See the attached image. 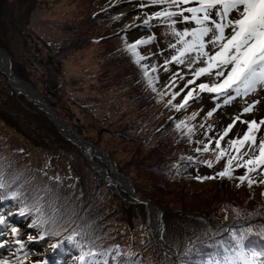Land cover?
<instances>
[{
  "label": "rangeland",
  "instance_id": "1",
  "mask_svg": "<svg viewBox=\"0 0 264 264\" xmlns=\"http://www.w3.org/2000/svg\"><path fill=\"white\" fill-rule=\"evenodd\" d=\"M164 7L151 0H0V51L8 64L0 65V195L6 190L11 198L7 207L0 205V232L10 245L0 250V260L44 264L48 240L73 230L84 247L99 249L90 254L97 264L223 262L240 251L234 237L241 236L245 252H264V236L255 234L264 230V166L248 174L251 186L248 178L241 182L246 169L238 164L249 146L237 153L229 144L246 133L242 121L264 120L262 89L225 104L224 95L198 88L211 85L214 75L185 87L196 64L166 63L175 54L169 47L175 37L171 21L155 16ZM173 19L177 31L195 26ZM150 37L137 48L145 59L135 63L127 45ZM10 74L27 82L57 117L17 90ZM193 89L187 105L175 111ZM249 105L253 110L245 113ZM181 121L185 126L178 129ZM261 138L264 125L257 145ZM217 140L225 152L219 160ZM230 157H236L231 178L219 177ZM67 211L73 212L69 219ZM18 213L24 215L18 219ZM41 213L56 223L34 224ZM16 220L20 225L9 229ZM218 220L231 223L215 240H203V222ZM46 227L59 235L44 237ZM70 242L65 245L73 251ZM5 252L14 254L10 261ZM63 264L83 263L68 258Z\"/></svg>",
  "mask_w": 264,
  "mask_h": 264
},
{
  "label": "snow or ice",
  "instance_id": "2",
  "mask_svg": "<svg viewBox=\"0 0 264 264\" xmlns=\"http://www.w3.org/2000/svg\"><path fill=\"white\" fill-rule=\"evenodd\" d=\"M153 4H167L168 7L163 11L155 13L156 17H162L164 22H169V27L172 30V34L175 37V43L169 45L175 50V54L172 55L171 61L179 65L187 63L189 68H192L194 64H202L201 67H196L192 72L193 79L188 80L185 84L191 85L195 83V80L201 76H215L217 79L209 84L200 83L198 88L200 92L217 93L218 95H224L226 97L224 103L227 104L233 98L230 92H235L236 95H240L242 92L247 95L249 92L255 91L257 86L264 87V0H151ZM195 6L181 7L182 5ZM171 8H177V11H169ZM189 13V15H185ZM173 17H180L182 22L187 24H193L194 27H185L181 31H177L174 25L176 20ZM148 21H145L147 24ZM154 39L150 37L147 40L139 39L133 44L127 45V50L132 53L134 62L139 64L145 59L144 56L137 52L139 45L150 43ZM155 71V69H153ZM144 75L148 77L149 86L152 87V91H156L154 87V79L149 77L147 67L144 66ZM182 79V77H181ZM193 90L187 92L183 97L182 103L173 105L177 111L185 107L190 98L193 97ZM175 93L173 99H175ZM171 103V101H169ZM253 105H249L244 108V112L248 113L253 110ZM215 111V109H213ZM196 114H193V118ZM212 115V111L208 112V116ZM239 120V117L236 118ZM247 124V131L242 138L230 140L229 144L235 149L237 153L240 152V148L245 144H248V151L243 156H248L247 160H243V156L240 159L243 161L238 164V167L246 169V173L240 175L238 179L244 182L248 178V174L257 171L264 166V138L259 140L257 145L256 134L260 130V127L264 125V120H260L257 123L256 120L242 121ZM184 125L181 121L177 124V128L180 129ZM233 127V124H229L225 129L223 135L226 136ZM191 128L188 129L190 134ZM223 139V136H221ZM253 147L256 148V152H253ZM216 148L219 149V154L216 159L219 160L225 152L220 149V141H216ZM208 146L205 145L203 151L207 152ZM196 151H200L197 149ZM249 153H252L249 155ZM191 160V157H188ZM233 159L236 157H230L228 165L223 171L217 175L219 177L231 178L233 169L231 168ZM208 166L211 167V162H208ZM215 177H204L203 179H213ZM198 179H200L198 177ZM252 179L248 178V184L251 186ZM2 178H0V188H4ZM17 193H13V196ZM37 212H40L38 207ZM43 213L41 218L34 221V224L44 225L51 220L53 224L56 223L55 218L44 219ZM4 223L2 217H0V224ZM17 230L13 228V232ZM53 235H59V232L51 233ZM244 236L239 238L234 237L237 240V246L240 251L236 254V259L229 261V264H258L256 257H264V252L251 251L250 254L245 252L243 240ZM30 240L35 237H29ZM69 241L73 240L72 236L68 237ZM4 245L0 244V247ZM23 246V245H22ZM58 245H52L53 248ZM90 253L81 252L78 259L80 261L85 260V256ZM0 264H8L6 260H0ZM259 264H264V261H260Z\"/></svg>",
  "mask_w": 264,
  "mask_h": 264
},
{
  "label": "trees",
  "instance_id": "3",
  "mask_svg": "<svg viewBox=\"0 0 264 264\" xmlns=\"http://www.w3.org/2000/svg\"><path fill=\"white\" fill-rule=\"evenodd\" d=\"M0 177H2L0 175ZM3 192V195H0V198L1 200H7L10 199V196H9V193L8 191L6 190H2ZM72 213L71 211H67V214H68V219L72 217ZM220 220H218V223L217 222H203V237L202 239L203 240H206V239H213L215 240L217 238V236L220 234V230L219 228H223L225 229V227L227 225H229L231 223V221L229 223H224L222 222L220 224ZM64 225V223H61L60 226H59V229L62 228V226ZM52 227H46L44 229V231H49V233L45 234L44 236L45 237H49L50 234L52 233V231H50ZM64 230H62L61 232H63ZM78 233V231L76 230H73L70 235H74L75 238H73V240L68 244V245H71L72 247H74L75 249L73 251H70L68 250L67 248V245H65V241L68 239V237H57L56 239H53L50 238L48 240V246H49V251H52V255H53V258L55 261H58V262H64L66 261L68 258H71L73 260L77 259L78 256H80L81 252H84V253H94L95 251L99 250V249H89L88 247H84V244L82 243V237L79 235V234H76ZM256 235L258 236H264V230H260L258 232H255ZM69 235V236H70ZM86 239V242H87V238L85 237ZM52 245H58L57 247L53 248ZM84 247V248H83ZM236 253L234 254H228L229 258L231 260H234L236 259ZM103 260H109V258L107 257H104ZM207 260L205 261H200V262H197V264H214V260H211L209 262H206ZM84 264H97L96 260L93 258V256L91 257V255H86L85 256V260L83 261ZM221 264H229V259L228 257L227 258H224L223 262H220Z\"/></svg>",
  "mask_w": 264,
  "mask_h": 264
},
{
  "label": "bare ground",
  "instance_id": "4",
  "mask_svg": "<svg viewBox=\"0 0 264 264\" xmlns=\"http://www.w3.org/2000/svg\"><path fill=\"white\" fill-rule=\"evenodd\" d=\"M128 25V24H127ZM6 55H4V53L2 52V51H0V65H2L3 67H4V65H5V67L6 68H8V64H7V62H6V57H5ZM1 58H4V62H1ZM1 63H4V65L3 64H1ZM6 63V64H5ZM6 72H10L8 69H4ZM10 78H11V82L13 83V85L15 86V88L17 89V90H22V91H24V92H26L28 95H30V97H32V98H34L35 99V101L37 102V103H39V104H42V101L37 97V95L35 94V92L27 85V84H25V83H23V82H20L19 80H17L15 77H14V75H12V74H10ZM263 111V110H262ZM50 115L53 117L54 116V114H52V113H50ZM57 122V121H56ZM57 124L58 125H60L58 122H57ZM62 124V123H61ZM59 127V126H58ZM77 140V139H76ZM78 141V140H77ZM83 146V145H82ZM91 147V146H90ZM101 154V153H100ZM104 158V157H103ZM115 176H116V179H118L119 181H123V184H127L126 182H125V180L119 175V174H117V173H115ZM128 185V184H127ZM152 217H153V225H154V230L156 231V232H158V235H159V233H160V228H159V223H158V219H157V211L156 210H153V214H152ZM0 230H1V227H0ZM0 237H3L2 235H1V232H0ZM0 244H2V245H4L3 247H0V250H4V249H6V248H9V242H8V240H6V239H4V237L3 238H1L0 239ZM167 249V248H166ZM5 253H7V252H5ZM13 256H14V254L13 253H7V258H8V260L10 261V259H12L13 258Z\"/></svg>",
  "mask_w": 264,
  "mask_h": 264
},
{
  "label": "water",
  "instance_id": "5",
  "mask_svg": "<svg viewBox=\"0 0 264 264\" xmlns=\"http://www.w3.org/2000/svg\"><path fill=\"white\" fill-rule=\"evenodd\" d=\"M25 83H27V82H25ZM28 84V83H27ZM40 98V97H39ZM41 99V98H40ZM41 101H42V99H41ZM44 110H46L47 112H48V114L50 115V113H53L56 117H57V115L55 114V112H53V111H51L50 109H49V107L42 101V104H39Z\"/></svg>",
  "mask_w": 264,
  "mask_h": 264
}]
</instances>
